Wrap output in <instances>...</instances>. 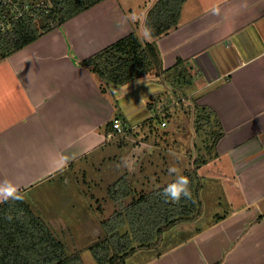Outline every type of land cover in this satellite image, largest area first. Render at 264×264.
Returning <instances> with one entry per match:
<instances>
[{
	"label": "crops",
	"instance_id": "0c3cea01",
	"mask_svg": "<svg viewBox=\"0 0 264 264\" xmlns=\"http://www.w3.org/2000/svg\"><path fill=\"white\" fill-rule=\"evenodd\" d=\"M154 1L102 0L0 60V183L23 196L61 183V173L115 141L107 133L115 117L126 119L120 102L82 61L136 33L143 46L156 40L166 71L179 57L189 65L195 99L222 124L218 183L233 184L229 209L203 224V200L199 218L176 224L194 234L140 264H264V0H186L179 23L155 38L146 28ZM130 84L142 112L165 91L150 77Z\"/></svg>",
	"mask_w": 264,
	"mask_h": 264
},
{
	"label": "trees",
	"instance_id": "16d2710c",
	"mask_svg": "<svg viewBox=\"0 0 264 264\" xmlns=\"http://www.w3.org/2000/svg\"><path fill=\"white\" fill-rule=\"evenodd\" d=\"M37 4L42 0H29ZM102 0H48L49 11L38 6L33 10L35 17L25 15L10 28L0 32V60L20 48L37 40L39 36L96 5ZM186 0H155L146 15V28L151 37L163 34L177 25ZM82 64L91 68L111 87L129 84L140 78H154L165 84V91L149 100L148 108L157 113L162 111L159 103L168 107L176 100L188 99L186 94L194 83L187 62L179 57L175 66L166 71L160 56L158 44L142 41L136 33H131L95 55L87 57ZM193 101V100H192ZM196 131L205 137V147L216 154L215 147L224 135L220 117L211 108L197 105ZM166 115L171 114L164 111ZM167 123V121L165 120ZM166 125V124H165ZM112 126L108 129L111 130ZM209 129V131H207ZM208 138V139H207ZM212 155V156H213ZM210 156V158L212 157ZM197 159L194 169L183 176L190 181L191 198L181 197L172 202L163 195L168 184L143 193L134 198V190L127 176H122L109 191L112 199L119 204L111 217L103 220L106 235L91 246L99 264H125L126 259L138 249L159 246L164 231L181 221H192L203 213V202L198 176V166L205 164L207 155ZM181 176V175H180ZM179 177V176H178ZM178 179V178H177ZM133 196L129 203L125 198ZM11 216L12 219H7ZM127 230L120 231L122 226ZM0 264H85L82 254L71 251L31 209L25 198L22 201L8 200L0 203Z\"/></svg>",
	"mask_w": 264,
	"mask_h": 264
},
{
	"label": "rangeland",
	"instance_id": "374dc122",
	"mask_svg": "<svg viewBox=\"0 0 264 264\" xmlns=\"http://www.w3.org/2000/svg\"><path fill=\"white\" fill-rule=\"evenodd\" d=\"M130 85H119L117 90H110L111 86H106L109 95L112 91L117 96L130 130L80 159L68 172L61 173L58 178L62 180L61 183H43L25 192L27 200L24 198L31 209L66 243L69 250L82 254L85 264H99L91 246L106 235L103 220L111 217L120 207L112 199L109 189L122 176L128 177L135 193L134 198H137L170 183L187 170L192 171L197 159L207 155L208 161L201 163L197 169L201 180V199L205 202L203 224L229 209V189L233 198L232 182L226 180V188L220 187L218 183L216 171L222 165L215 157L210 158L213 153L210 155V150L205 147L211 144L210 139L207 138L208 143L203 142L205 137L196 131L197 105L200 103L192 93L194 87L186 93L189 94L188 99L176 100V104L171 107L161 102L158 106L163 110L154 113L148 107L142 112V100L137 103L130 101L134 88ZM164 111L171 115H166ZM165 120L166 125L163 124ZM126 164L132 166L131 170ZM171 168H175L176 172H170ZM68 177L73 182L69 185L64 182ZM132 198H125V203H129ZM182 224L167 229L170 236L166 240L167 234H163L162 247L154 246L142 251L138 249L126 259L125 264H140L145 256L158 254L160 250L178 245L191 237L194 234L192 228L182 229ZM127 229L125 225L120 231Z\"/></svg>",
	"mask_w": 264,
	"mask_h": 264
},
{
	"label": "built area",
	"instance_id": "2783aa9c",
	"mask_svg": "<svg viewBox=\"0 0 264 264\" xmlns=\"http://www.w3.org/2000/svg\"><path fill=\"white\" fill-rule=\"evenodd\" d=\"M47 1L42 0L34 5L29 0H0V32L10 28L14 22L25 15L35 17L36 14L33 10L38 6L44 7L48 12L49 4ZM163 124L165 125L166 122L164 121ZM128 130L130 129L126 119L121 116L115 117L112 121V129L107 133V138L109 141L116 140Z\"/></svg>",
	"mask_w": 264,
	"mask_h": 264
},
{
	"label": "clouds",
	"instance_id": "9594fccd",
	"mask_svg": "<svg viewBox=\"0 0 264 264\" xmlns=\"http://www.w3.org/2000/svg\"><path fill=\"white\" fill-rule=\"evenodd\" d=\"M131 170V165L126 164ZM170 172H176L175 168L169 169ZM190 181L187 177L181 175L174 182L167 185L163 190V195L172 202H179L181 197L191 198V191L189 188ZM24 196L19 192L18 187L10 182L4 181L0 183V203L8 200L22 201ZM7 219L11 220L12 217L8 216Z\"/></svg>",
	"mask_w": 264,
	"mask_h": 264
}]
</instances>
